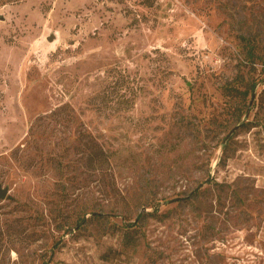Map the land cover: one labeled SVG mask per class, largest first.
<instances>
[{"label":"rangeland","instance_id":"rangeland-1","mask_svg":"<svg viewBox=\"0 0 264 264\" xmlns=\"http://www.w3.org/2000/svg\"><path fill=\"white\" fill-rule=\"evenodd\" d=\"M0 182V264H264V0H0Z\"/></svg>","mask_w":264,"mask_h":264},{"label":"trees","instance_id":"trees-1","mask_svg":"<svg viewBox=\"0 0 264 264\" xmlns=\"http://www.w3.org/2000/svg\"><path fill=\"white\" fill-rule=\"evenodd\" d=\"M242 39L246 42H248V46H249V52L250 55L255 57V47L254 44H252L249 40V38L242 36ZM255 82L252 85V88L255 87ZM243 94H247V91H240V93ZM80 138H85V143L87 144L88 148L90 149V153H89V161L91 163H95V164H99L100 166H103L105 163L109 162V156L107 155V153L105 152V150L100 147V145L98 144V142L96 141V139H94L93 134H91L90 132H85V133H80L79 134ZM93 165V164H92Z\"/></svg>","mask_w":264,"mask_h":264},{"label":"water","instance_id":"water-1","mask_svg":"<svg viewBox=\"0 0 264 264\" xmlns=\"http://www.w3.org/2000/svg\"><path fill=\"white\" fill-rule=\"evenodd\" d=\"M50 40L53 39V37H49ZM8 195V188H4L2 186V183L0 182V198L4 199Z\"/></svg>","mask_w":264,"mask_h":264}]
</instances>
